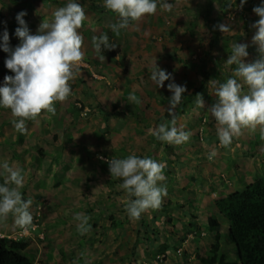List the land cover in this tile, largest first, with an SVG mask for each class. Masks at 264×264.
I'll return each instance as SVG.
<instances>
[{"label": "rangeland", "instance_id": "obj_1", "mask_svg": "<svg viewBox=\"0 0 264 264\" xmlns=\"http://www.w3.org/2000/svg\"><path fill=\"white\" fill-rule=\"evenodd\" d=\"M67 2L0 0V34L6 28L14 48L19 44L14 35L17 13H27V27L35 34L41 22L51 19L52 13ZM78 2L86 15L79 29L85 56L70 82L73 95L56 102L54 115L42 111L27 120L24 134L14 128L17 118L10 109L0 107V160L7 159L23 168L25 179L20 191L24 199L32 200L33 217L25 231L9 215L0 221V237L17 240L22 235L28 242L25 253L34 264H148L161 244L181 249L180 254L167 253L164 264H199L196 254L209 251L214 233L206 216H190L194 229L184 232L182 222L191 212L197 214L190 201L194 191L209 197L206 188H211L221 198V189L242 190L264 175V127L246 128L230 146L223 147L216 122L207 111L216 100L208 82L216 79L222 83L233 75L235 65L225 64L232 43L248 45L246 63L260 57L252 42V25L259 19L253 9L262 0H246L242 8L240 0H169L172 11L158 6L155 14L133 22L118 36L110 26L120 18L104 7L103 0ZM219 24H231L233 33H221L216 27ZM101 34H107L116 45L115 49L102 51L104 60L93 47V37ZM143 51L149 55L142 61L145 75L137 74L130 66L131 60L126 59L137 52L145 57ZM156 57L160 58L156 62L159 68L173 71L172 78L180 81L174 82L186 86L182 102L187 106H178L174 113L175 126L190 133L189 141L181 145L159 141L149 132L161 123L171 126L172 120L167 113L169 81L158 89L149 79V64ZM6 58L7 54L0 51V83L6 75H13L5 68ZM195 89L204 108L197 107V98L185 97ZM243 91L247 92V86ZM156 143L162 150L155 148ZM117 149L140 158H149L153 153L157 162L160 156L156 153L172 158L168 156L167 160L172 161L164 169L167 196L158 209H148L138 220L127 214L126 193L119 187L122 180L109 172L107 161L128 156ZM213 151L216 155L209 160ZM198 166L207 172L198 170ZM177 172L188 176L186 186L178 188L180 178L167 181ZM75 213L90 217L88 233L81 235L77 230ZM222 224L229 225L226 220ZM223 239L221 245L228 261H237L235 247Z\"/></svg>", "mask_w": 264, "mask_h": 264}, {"label": "clouds", "instance_id": "obj_2", "mask_svg": "<svg viewBox=\"0 0 264 264\" xmlns=\"http://www.w3.org/2000/svg\"><path fill=\"white\" fill-rule=\"evenodd\" d=\"M103 3L107 10L117 13L120 18L118 23L110 26L112 33L117 36L133 22L155 14L158 6L165 11L173 9L169 0H103ZM245 3L246 0H240V7ZM253 12L259 17L252 25L255 29L252 42L257 46L259 59L246 63L248 45L233 42L225 62L227 66L235 65L233 75L222 83L216 79L208 82L216 100L207 111L216 122L217 137L223 147L230 146L233 138L240 136L246 128L254 130L257 126L264 127V0ZM26 15L25 11H20L15 16L18 25L14 33L19 40L17 46L10 47L6 28L0 34V51L7 54L5 68L13 73L6 75L0 83V107L10 109L13 117L17 118L13 126L20 134L27 131V120L36 118L42 111L54 115L56 102L66 101L73 95L70 82L76 78L85 56L79 29L85 23L86 15L78 0H68L65 6L57 8L51 19L41 22L35 34H31L27 27L24 19ZM216 27L223 34L233 33L231 24H219ZM93 47L99 58L104 60L102 51L115 49L116 45L110 42L107 34H101L93 37ZM152 65L149 79L158 89L165 86V81H169L166 87L171 97L167 113L172 120L171 126L161 123L150 128L149 132L159 141L184 144L189 141L190 133L175 126L174 113L183 99L186 86L176 84L171 73L159 68L155 59ZM244 86H247V92L243 91ZM196 105L204 108L200 96H197ZM215 155V151L210 152L208 159L211 160ZM107 163L111 176L122 180L119 187L126 193L125 208L130 218L138 220L143 212L161 206L163 198L167 196V188L161 183L166 179V163L136 155L111 159ZM0 177H3L0 183V221L11 215L15 224L27 231L33 217L30 212L32 200L24 199L20 191L24 185V170L3 159L0 160ZM73 219L78 222L77 230L81 235L90 231V217L75 213ZM218 228L219 224L214 230L209 227L215 233H218ZM180 250L179 247L175 248L178 254ZM167 253L156 254L151 264H164ZM159 255L164 256L162 262L156 260Z\"/></svg>", "mask_w": 264, "mask_h": 264}, {"label": "trees", "instance_id": "obj_3", "mask_svg": "<svg viewBox=\"0 0 264 264\" xmlns=\"http://www.w3.org/2000/svg\"><path fill=\"white\" fill-rule=\"evenodd\" d=\"M9 45L13 47L15 42H9ZM98 110L100 112L102 108ZM214 205L228 222L229 229L225 235L215 233V241L206 255L196 254L199 264H264V176L240 191L215 200ZM208 224L212 230L218 226L214 218H209ZM223 238L235 247L237 261H228L227 254L219 252V242ZM27 248L28 242L23 239L0 237V264H34L33 258L25 253ZM166 250L167 246L161 244L154 254H163Z\"/></svg>", "mask_w": 264, "mask_h": 264}, {"label": "crops", "instance_id": "obj_4", "mask_svg": "<svg viewBox=\"0 0 264 264\" xmlns=\"http://www.w3.org/2000/svg\"><path fill=\"white\" fill-rule=\"evenodd\" d=\"M250 20V19H249ZM247 22H249V21H247ZM167 34H168V32H166ZM164 43V42H163ZM162 50H164V48L162 49ZM170 50V49H169ZM250 51V50H249ZM145 54H146V51H143ZM160 52H162V51H160ZM176 53V52H175ZM252 53H254V52H252ZM170 56H171V53H168ZM139 55H141V54H139L138 52L137 53H133V55H132V58H131V56L130 55H128L127 56V61L128 60H131V62H130V66L135 70V72L138 74V73H141V74H143V75H145L146 73L143 71V69H145V67L142 65V61H143V59H146V60H148V57H149V55L148 54H146L145 55V57H140ZM249 55H251V52H250V54ZM131 58V59H130ZM150 59V58H149ZM158 60H160V58H158V57H156L155 58V61L157 62ZM151 67L153 66L152 65V63H150L149 64ZM148 72H150V69L148 68ZM169 73H173V71L172 72H170L169 71ZM179 73H181L180 71H179ZM173 79H174V81H179V79H175L174 77H173ZM180 82V81H179ZM198 91V90H197ZM197 91H194L190 96H185L186 98L187 97H190V98H192V99H194V97L195 98H197L196 97V95H197V93H199V91L197 92ZM169 92V91H168ZM197 92V93H196ZM171 96L169 95L168 96V100H169V98H170ZM179 106V108L181 109V107L183 106V107H186L187 106V104L186 103H183L182 101H181V103L178 105ZM177 106V107H178ZM157 141V140H156ZM156 145L157 146H155V148H157L158 150H162L161 149V147H158L159 145L156 143ZM117 151L118 152H122V155H128L126 152H124L123 150H119V149H117ZM158 152V151H157ZM163 154V153H162ZM174 154H176V152H174ZM156 155H159L160 157V161H158V162H163V163H166V165H170V163L169 162H171L172 160V158L170 157V155H168L170 158L167 160V158H168V156H165V157H162L163 155H161V154H157L156 153ZM153 157H155V154H151V157H149V158H152L153 159ZM195 161V160H194ZM199 168H198V170H203V171H205V172H207V170L206 169H201L200 168V166H198ZM170 168L171 169H169V170H172V167L170 166ZM166 172L168 171V170H165ZM175 171V170H174ZM179 171V170H178ZM186 171H182V173H185ZM174 178H180V180L179 181H177L178 183H180L178 186V188H180V186L182 185V186H186V181H187V178H188V176H186V174H182V175H179L178 174V172H177V174H175L174 176H170L169 177V179H167V181H173L174 180ZM193 177H190L189 179H192ZM256 179V178H255ZM254 179V180H255ZM183 181V182H182ZM162 184H165L164 182H161ZM208 191H210V195H209V197H205L204 195H206V193H204V192H202V191H200V190H195L194 191V198L193 199H191L190 201H192L193 202V205H194V207H195V211H196V213L197 214H195V215H193V213L191 212L190 213V215H189V217H188V219L186 220V222H182V225L184 226V229H185V231L184 232H188L190 229H194V227H192V222L191 221H189V219H190V216L191 217H193L194 219H199V217L201 218V216L203 217V216H206L207 217V219L208 218H214V219H216V221L218 222V224H219V227H224V231H221V230H219V228H218V233L220 234V235H224V234H226L227 233V231H228V225H226L225 226V224H222L223 223V221L225 220L223 217H222V215L221 214H219L218 213V211H217V209H216V207H215V205H214V201L218 198V197H216L215 196V194H214V192H213V190L211 189V188H206ZM206 191V190H205ZM225 193V194H224ZM229 193V191H228V189L227 190H220V194L222 195V197H224L226 194H228ZM167 202H169V201H167ZM186 219V218H185ZM192 227V228H191ZM214 234H215V232H213ZM209 238H210V236H209ZM211 239V238H210ZM214 241H215V237L213 236V241H211V243H210V246H211V244L212 243H214ZM219 246H220V249H219V252L220 253H225V251L223 250V247H222V245H221V241L219 242ZM167 249L168 250H166L168 253L170 252H174L175 251V248L173 249V248H171V247H169V246H167ZM231 250V249H230ZM208 252V251H207ZM207 252L206 253H204V254H201V255H206L207 254ZM153 255H156V254H154L153 253ZM169 255V254H168ZM193 258H194V255H193ZM153 259H154V256H153V258H152V261H153ZM193 260V259H192ZM152 261L150 262V263H148V264H151L152 263ZM191 262H193V261H190V263ZM199 263V262H198ZM129 264H135V263H129Z\"/></svg>", "mask_w": 264, "mask_h": 264}, {"label": "built area", "instance_id": "obj_5", "mask_svg": "<svg viewBox=\"0 0 264 264\" xmlns=\"http://www.w3.org/2000/svg\"><path fill=\"white\" fill-rule=\"evenodd\" d=\"M23 236L22 235H20V238H22ZM163 255H159V256H156V260L158 261V262H162V259H163Z\"/></svg>", "mask_w": 264, "mask_h": 264}]
</instances>
